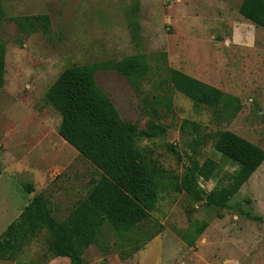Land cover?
I'll use <instances>...</instances> for the list:
<instances>
[{"label":"rangeland","instance_id":"1","mask_svg":"<svg viewBox=\"0 0 264 264\" xmlns=\"http://www.w3.org/2000/svg\"><path fill=\"white\" fill-rule=\"evenodd\" d=\"M240 2L2 0L0 234L39 194L56 221L63 220L99 178L57 134L60 115L45 98L50 85L67 67L143 54L144 77L131 81L105 68L94 79L120 118L138 130L149 121L158 126L156 135L135 138L155 175L158 199L130 232L117 235L104 226L83 251L82 264H264V161L224 207L205 197L227 185L236 169L214 150L216 132L232 131L264 149V29L240 15ZM37 15L48 16L45 29ZM170 68L238 102L197 104L173 89ZM185 119L199 125L203 143L196 146L195 132L180 129ZM207 158L217 163L216 176L198 177L203 196L194 202L184 191L185 175ZM27 183L32 192L23 189ZM61 258L42 228L16 260L0 264H68Z\"/></svg>","mask_w":264,"mask_h":264},{"label":"trees","instance_id":"2","mask_svg":"<svg viewBox=\"0 0 264 264\" xmlns=\"http://www.w3.org/2000/svg\"><path fill=\"white\" fill-rule=\"evenodd\" d=\"M238 11L245 19L264 29V0H241ZM3 16L0 0V17ZM34 19L42 29L48 26L47 15H37ZM105 68L135 81L147 74L149 66L143 54L124 56L118 61L70 66L58 75L45 93L46 100L60 115L57 134L95 167L99 178L84 199L59 222L42 194L32 197L0 234V259L16 260L37 233L47 228L54 256L67 259L69 264H82L83 251L96 242L104 226H109L117 235H124L146 220L154 209L158 199L155 175L146 164L135 138L137 135H156L159 128L149 121L147 129L138 130L134 124L119 117L94 79V73ZM4 71L5 45L0 39V88ZM169 79L174 90L197 104L217 107L238 102L236 97L177 69H169ZM180 129L195 132L194 137L198 136L194 142L196 146L204 142L206 136L198 135L197 123L185 119ZM213 148L236 165L227 185L214 188L205 195L207 204L224 207L262 164L264 149L229 130L215 133ZM216 168L217 163L207 158L195 173H186L183 188L190 200L198 202L202 199L203 190L198 177L213 179ZM23 189L26 192L34 190L28 183ZM253 219L261 220L260 217ZM205 227V223L198 226L197 234ZM190 245L193 246V242Z\"/></svg>","mask_w":264,"mask_h":264},{"label":"crops","instance_id":"3","mask_svg":"<svg viewBox=\"0 0 264 264\" xmlns=\"http://www.w3.org/2000/svg\"><path fill=\"white\" fill-rule=\"evenodd\" d=\"M61 259H63V260H65L68 264H69V262H68V260L67 259H65V258H61Z\"/></svg>","mask_w":264,"mask_h":264}]
</instances>
